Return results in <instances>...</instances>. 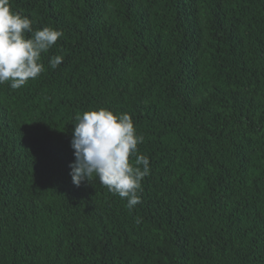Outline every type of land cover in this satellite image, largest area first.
Returning a JSON list of instances; mask_svg holds the SVG:
<instances>
[{
    "label": "trees",
    "instance_id": "obj_1",
    "mask_svg": "<svg viewBox=\"0 0 264 264\" xmlns=\"http://www.w3.org/2000/svg\"><path fill=\"white\" fill-rule=\"evenodd\" d=\"M9 3L63 36L0 85V264H264V0ZM99 108L144 136L131 210L72 183L75 116Z\"/></svg>",
    "mask_w": 264,
    "mask_h": 264
},
{
    "label": "clouds",
    "instance_id": "obj_2",
    "mask_svg": "<svg viewBox=\"0 0 264 264\" xmlns=\"http://www.w3.org/2000/svg\"><path fill=\"white\" fill-rule=\"evenodd\" d=\"M32 25L30 18L11 10L9 0H0V85L8 82L11 89H20L45 71L42 54L53 48L63 32L50 26L34 30ZM63 59L51 56L48 67L56 69ZM73 125L72 183L79 187L95 176L111 193L125 199L129 210L140 204L150 161L139 153L144 136L137 134L131 116L99 108L77 113Z\"/></svg>",
    "mask_w": 264,
    "mask_h": 264
}]
</instances>
